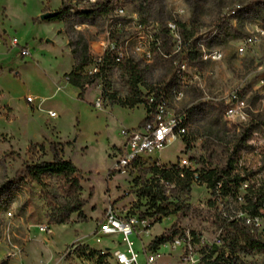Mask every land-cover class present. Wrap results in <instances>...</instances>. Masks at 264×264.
Returning a JSON list of instances; mask_svg holds the SVG:
<instances>
[{"label": "rangeland", "instance_id": "obj_1", "mask_svg": "<svg viewBox=\"0 0 264 264\" xmlns=\"http://www.w3.org/2000/svg\"><path fill=\"white\" fill-rule=\"evenodd\" d=\"M94 1L0 0V264H97L70 247L79 243L96 249L88 239L100 236L99 224L109 206L122 214L131 208L132 213L148 215L150 232L141 238L146 245L179 221L181 229L200 239L192 237L196 253L211 246L215 257L224 255L236 264H264V249L247 251L238 245L232 250L228 241L215 245L220 233L227 236L225 224L233 218L247 219L264 238V218L249 220L242 212L246 184L236 201L215 198L205 184L195 183L189 198H184L191 209L168 216H149L153 212L148 199L139 196L151 178L146 169L154 159L167 164L188 159L192 169H221L238 143L237 171L253 188L264 184V0H115L108 16L83 19L70 9L60 20L35 22L46 6L49 11L90 8ZM170 22L178 24L182 38L193 31L192 39L199 45L191 57L181 52L169 31ZM80 35L96 56L118 42L120 51L139 66L145 93L167 86L181 90L183 97L172 99L169 111L186 122V139L171 143L154 158L144 156L146 166L132 164L127 171H116L114 165L124 153L122 131L139 127L146 110L143 105L134 109L110 105L101 98L106 82L111 92L128 96L129 79L119 66H112L103 80L90 86L84 100L78 98L79 91L64 82V74L74 64L69 42ZM251 36L255 41L247 43ZM14 38L20 45L12 48ZM21 46L30 47L29 57L20 56ZM215 52L221 58H214ZM182 62L186 67L179 72ZM28 96L36 101L28 102ZM231 108L237 111L234 116L227 114ZM51 110L58 116L51 117ZM43 142L46 148L49 142L69 143L64 153L82 170V197L88 200L84 218L74 213L68 223L51 225L54 243L49 245L43 243L48 235L39 226L49 223L53 207L65 203L56 181L45 190L33 182L12 183L25 162L51 159L49 153L28 150ZM130 238L140 251L139 238ZM101 239L102 246L125 248L121 235ZM101 250L110 253L105 264H117L110 249ZM163 251L165 259L158 264H183L179 253ZM140 261L144 263L142 253Z\"/></svg>", "mask_w": 264, "mask_h": 264}, {"label": "trees", "instance_id": "obj_2", "mask_svg": "<svg viewBox=\"0 0 264 264\" xmlns=\"http://www.w3.org/2000/svg\"><path fill=\"white\" fill-rule=\"evenodd\" d=\"M114 4L115 0H96L90 8L62 7L58 10L57 16L48 20H60L70 9L72 14H76L83 19L105 14L108 16L109 10ZM47 8L46 6L43 12L49 11ZM39 21H41L40 17L35 18V22ZM192 36L193 31L190 32L189 36L182 38L181 52L186 57H191L194 49H197L199 45L198 40H193ZM69 44L72 47L74 64L71 70L64 74V82L79 91L78 98L84 100L90 86L100 79L103 80L108 69L112 66H119L129 79L128 96L123 98L117 92H111L108 88L110 85L106 82L101 98L107 100L110 105H119L129 109L143 105L146 110V117L139 127L153 118L161 102L169 100L172 91L168 86L149 89L147 93L141 89V86L146 87L141 70L136 63L120 51L118 42L113 47H108L101 56L91 54L90 47L83 35H80L77 41H70ZM93 67H98V72H91ZM183 125L186 128V133L182 135V138L186 139L188 134L186 122H183ZM68 144V142L64 144L49 142L47 148L45 142L31 144L28 150L49 153L51 159L35 163L25 162L16 172L12 181V183L18 185L33 182L44 190L52 184L53 180L56 181L58 191L65 199V203L61 207L52 208L54 211L49 216L48 224L50 226L68 223L74 213H78L80 218L85 217L84 208L88 200L82 197L84 175L82 170L70 158L65 156L64 145ZM240 152L241 146L238 143L232 148L226 167L221 169H192L191 167L181 166L178 162L173 164L163 163L159 159L150 162L146 170L151 174V178L139 192L140 197L148 199L149 208L153 212L149 216H168L191 209L190 206L185 204L184 198H189L193 184L196 183L205 184L215 198H232L236 201L241 198L239 197V189L246 184V195L242 198L245 200V207L242 212L246 214L249 220L264 218V213L261 212L264 209V184L259 188L247 185V176L237 171ZM133 164L139 167L146 166L143 160H137ZM93 193L92 188L91 195ZM48 196L49 194L46 192L47 204L51 206ZM140 215L141 217H148V215L142 213ZM226 222L227 236L225 237L221 233L222 244L228 241V245L232 250L238 245H243L247 251L264 249V238L259 234L256 227L247 223V219L233 218L227 219ZM179 227V221H175L161 236H157L152 240L150 243L151 248L157 249L160 245L172 241L179 233ZM193 236L196 242H200L199 238H196L194 234ZM70 248L79 257L95 260L97 264H105L106 259L110 256V253L91 249L87 245L79 243H74ZM215 254L214 248L203 246L201 249V264H236L224 255L215 257Z\"/></svg>", "mask_w": 264, "mask_h": 264}, {"label": "built area", "instance_id": "obj_3", "mask_svg": "<svg viewBox=\"0 0 264 264\" xmlns=\"http://www.w3.org/2000/svg\"><path fill=\"white\" fill-rule=\"evenodd\" d=\"M96 1V0H95ZM94 1V2H95ZM169 31L178 42L180 48L182 46V37L176 22L169 23ZM254 37H249L247 43H253ZM2 39H0V44ZM10 46L13 48L20 45V41L16 38L10 40ZM106 50V49H105ZM105 50L98 56H101ZM204 50V49H202ZM243 47L240 51H243ZM31 55L29 46H21L20 56L27 58ZM214 58H221L220 53H213ZM147 58L151 59V53H147ZM186 64L184 62L179 64V72L185 70ZM91 72H98V67H93ZM183 97V92L177 88L173 89L172 96L167 101L161 102L153 118L145 125L137 128L125 129L122 131V135L125 138L123 146V156L115 163L114 169L116 171H127V167L132 165L137 160H142L144 156L153 157L154 155L162 152L168 145L182 138V135L186 133V128L183 125V119L176 117L169 111V105L171 100L177 101ZM28 102L34 103L36 98L33 96L27 97ZM101 99L97 100L96 105L100 106ZM244 105V102L241 103ZM236 110L231 108L227 111L229 116H234ZM51 117H57L55 111H49ZM156 160V159H154ZM181 166L190 167L188 159H181ZM133 209L128 208L122 214L118 209L109 206L105 211V216L99 224V234L97 241L100 238L121 235L123 242L127 249L125 251H114V256L117 264H158L165 259L166 252L163 249H169L171 252L179 253V259L183 264H201V254L196 253L194 250L195 243L193 242L192 234L186 229L179 227V233L173 238L172 241L166 242L160 245L157 249H152L150 244H145L141 241V238L150 232L148 227L149 217H141L138 213H132ZM8 216H12V212L9 211ZM9 228V227H8ZM41 232L51 235V226L46 223L39 226ZM131 235H136L141 241V250L135 249V243L131 240ZM149 236V234H148ZM7 237L10 239L9 233ZM1 244V240H0ZM216 245L222 244L221 233L218 235ZM105 252V251H104ZM143 254L144 263H141L140 256ZM167 254V255H168ZM164 264H171L165 262Z\"/></svg>", "mask_w": 264, "mask_h": 264}, {"label": "crops", "instance_id": "obj_4", "mask_svg": "<svg viewBox=\"0 0 264 264\" xmlns=\"http://www.w3.org/2000/svg\"><path fill=\"white\" fill-rule=\"evenodd\" d=\"M42 14V13H41ZM4 32H6L5 30H4ZM63 100H65L64 99V96H62V98L59 100V101H63ZM51 111H53V110H51ZM56 112V111H55ZM57 113V112H56ZM57 116H58V114H57ZM146 117V116H145ZM137 128V127H136ZM156 159H159V158H156ZM159 160H161V159H159ZM158 228V227H157ZM156 228V229H157ZM52 229V228H51ZM53 231H52V233H51V235H48V236H46V237H43V243H45V244H47V245H49V244H52V243H54V241H53ZM112 237V236H111ZM149 238V237H148ZM114 242V241H113ZM152 241H149L148 243H151ZM135 243V242H134ZM88 244L89 245H91L92 247H94V248H96V249H99V250H101V249H107V250H111V252H112V254L114 253V251H116V250H119V251H125L126 249H127V247H126V245L124 246L125 248L124 249H122V248H120V246H117V249H114V248H110L109 246H102L101 244H100V241H97V239H93V238H90V239H88ZM140 246H141V241H140ZM0 260H2V257H1V252H0ZM25 260H28V257H25ZM24 262V261H23Z\"/></svg>", "mask_w": 264, "mask_h": 264}, {"label": "water", "instance_id": "obj_5", "mask_svg": "<svg viewBox=\"0 0 264 264\" xmlns=\"http://www.w3.org/2000/svg\"><path fill=\"white\" fill-rule=\"evenodd\" d=\"M58 11H48V12H44L40 15V19L42 21H45V20H48V19H51V18H54L55 16L58 15Z\"/></svg>", "mask_w": 264, "mask_h": 264}, {"label": "bare ground", "instance_id": "obj_6", "mask_svg": "<svg viewBox=\"0 0 264 264\" xmlns=\"http://www.w3.org/2000/svg\"><path fill=\"white\" fill-rule=\"evenodd\" d=\"M101 240H102V239L100 238V242H101Z\"/></svg>", "mask_w": 264, "mask_h": 264}]
</instances>
